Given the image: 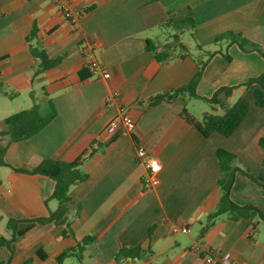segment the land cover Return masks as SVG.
Here are the masks:
<instances>
[{
    "label": "crops",
    "instance_id": "obj_1",
    "mask_svg": "<svg viewBox=\"0 0 264 264\" xmlns=\"http://www.w3.org/2000/svg\"><path fill=\"white\" fill-rule=\"evenodd\" d=\"M72 6L82 15L77 26L63 17L55 0H0L5 16L0 21V132L8 131L7 117L33 107L32 96L41 115L51 112L50 101L57 111L28 140L11 143L9 136H0V225L47 217L58 206L52 178L13 168L36 167L49 159L71 163L95 149L81 166L87 178L70 189L80 205L70 215L72 234L63 236L65 226L39 225L10 250L6 241L12 233L7 230L8 238L0 234V263L57 264L64 250L94 235L85 251L88 264H121L118 251L138 245L148 249L140 264H208L193 250L197 243L208 253L228 256L231 264H264V222L255 212L248 219L221 216L201 237L221 194L218 150L234 154L237 166L264 184V90L258 84L242 87L264 73V59L230 45L229 38L216 42L233 33L264 50V0H72ZM184 18L195 27L179 26ZM34 27L49 57L62 61L32 81L38 61L28 38ZM175 35L178 42L170 45ZM149 45L157 52L170 45L169 58L158 61ZM198 46L227 51L232 60L220 54L211 58L197 94L209 99L221 87H239L231 104L240 98L249 103L230 137L213 133L206 138L181 117L184 108L198 121L207 113L223 114L204 100L152 104L158 95L193 79ZM85 48L110 73L109 79L93 75ZM23 96L29 102L10 111ZM194 100L204 105L195 106ZM124 114L136 123L132 134L112 128ZM138 144L161 166L152 189L144 187L146 168L137 160ZM231 198L241 206L264 208L261 187L242 173L236 175ZM174 223H185L189 233L169 234Z\"/></svg>",
    "mask_w": 264,
    "mask_h": 264
},
{
    "label": "trees",
    "instance_id": "obj_2",
    "mask_svg": "<svg viewBox=\"0 0 264 264\" xmlns=\"http://www.w3.org/2000/svg\"><path fill=\"white\" fill-rule=\"evenodd\" d=\"M4 14L0 13V21L4 18ZM176 23V22H174ZM179 26L190 25L195 27L194 21L191 18H184L177 22ZM230 39V45L236 44L243 52H257L264 59V50L260 47L259 43L251 41L241 35H235L233 33H226L216 39V42L224 39ZM175 43L178 42V36H174ZM30 42V52L34 59L38 61V68L34 71L32 81L44 72L53 69L61 64V58L51 59L46 49H44L38 41L37 29L31 32L28 38ZM167 45L162 52H157L156 48L148 46V49L156 52V58L158 61H165L169 58V52ZM180 50L186 55L189 54V50L185 44L179 45ZM199 53L194 57L197 63L198 71L196 75L188 83L182 87L171 91L169 93L161 94L155 97L152 104L159 103H171L177 99L182 101L191 99H201L207 102L214 112L222 111L223 114L207 113L203 116L202 121L195 119L184 108L181 112V117L190 125L195 126L206 138L210 137L213 133H218L224 137H230L239 125L245 119L249 110V103L245 98H240L236 103L231 104L230 100L233 96V92L239 87H221L219 88L211 98H203L197 94V86L201 81L202 75L205 71L210 59L220 54L223 55L227 61H231V56L227 51L221 50L217 52L204 51L202 47L198 46ZM205 58H207L205 60ZM252 84L260 85L264 90V73L258 77L249 79L242 87H249ZM241 87V86H240ZM33 99V107L29 110H24L19 113L13 114L4 120V124L7 126V132H0V136L7 135L10 138L11 143L21 142L28 140L38 133H40L57 115L56 108L52 101L49 102L51 112L43 116L39 112V107L35 98ZM260 145L264 148V139L260 140ZM95 152L94 148L87 150L78 160L75 162L67 163L61 162L55 159H49L42 161L36 167L21 166L13 168L19 173L25 174H42L52 178L56 182L55 190L52 199L56 200L58 206L56 210L51 211L47 217H39L33 219H10L7 222L6 228L11 231L12 238L7 242V246L11 250V246L18 239L24 237L29 232L34 230L39 225L54 224L58 227L65 226L66 229L62 231L63 236L68 233L72 234V221L70 215L74 209L80 208L79 204L73 200L70 196V189L72 186L84 181L87 175L81 170V166L86 159L92 156ZM2 149H0V154ZM217 159L219 166L222 169V175L218 181L220 189V199L214 212L208 215L206 224L201 231V237H203L207 230L215 223V221L221 216H228L233 220L248 219L252 212H255L258 218L264 222V208L247 204L241 206L235 203L231 198V191L235 183L236 175L242 173L259 185L264 195V184L257 181L247 171L241 169L236 164L237 157L225 150H218ZM264 164V163H263ZM151 232V231H149ZM96 237L94 235L85 237L82 241L78 242L76 246L64 250L57 258V264H62L66 259H72L85 264V251L86 248L94 244ZM148 253V249L141 245L129 248H121L116 259L123 263L126 259H135L142 261ZM3 264V263H0Z\"/></svg>",
    "mask_w": 264,
    "mask_h": 264
},
{
    "label": "built area",
    "instance_id": "obj_3",
    "mask_svg": "<svg viewBox=\"0 0 264 264\" xmlns=\"http://www.w3.org/2000/svg\"><path fill=\"white\" fill-rule=\"evenodd\" d=\"M55 3L63 17L70 21L73 26H77L82 15L74 11L72 0H55ZM83 52L89 57L87 66L93 75L101 79H109L110 73L101 67L96 58L90 56L91 51L88 48H85ZM112 128L118 130L121 129L124 134H132L136 129V123L128 114H124L112 123ZM137 160L146 168L144 187L146 189H152L157 184V174L161 170L160 163L156 158L151 156L149 151L142 144L137 145ZM168 232L171 235L178 233L188 234L189 227L185 223H174L169 225ZM193 250L204 255V259L208 264H231V259L228 256H221L215 252L208 253L200 243L195 244ZM122 264H140V261L129 258L124 260Z\"/></svg>",
    "mask_w": 264,
    "mask_h": 264
},
{
    "label": "rangeland",
    "instance_id": "obj_4",
    "mask_svg": "<svg viewBox=\"0 0 264 264\" xmlns=\"http://www.w3.org/2000/svg\"><path fill=\"white\" fill-rule=\"evenodd\" d=\"M166 35V34H165ZM165 35H163V38H166ZM170 45H174L175 44V39H171V42L169 43ZM27 102H29V100L27 98H25V96H23V98H21L20 100H18L17 104H13L10 108V111L16 110L17 108H19V106H24ZM193 105H197L199 107V105H204L202 102L196 101L194 100ZM0 234L7 237L8 238V231L7 228L3 225H0ZM88 254H86L87 256ZM62 264H81L80 262L76 261V260H71V259H67L64 260ZM85 264H88V258L85 262Z\"/></svg>",
    "mask_w": 264,
    "mask_h": 264
}]
</instances>
